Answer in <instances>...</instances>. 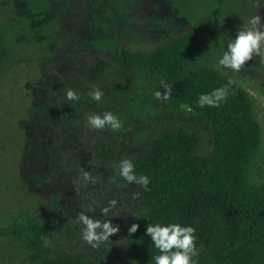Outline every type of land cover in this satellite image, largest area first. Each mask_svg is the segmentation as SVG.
<instances>
[{
	"label": "trees",
	"instance_id": "trees-1",
	"mask_svg": "<svg viewBox=\"0 0 264 264\" xmlns=\"http://www.w3.org/2000/svg\"><path fill=\"white\" fill-rule=\"evenodd\" d=\"M209 1L219 7L240 0ZM138 4L139 0H0V9L9 10L13 21L27 32L28 36L18 34L17 46L46 50L43 91L49 94L48 99H59L61 118L68 121L65 128L72 130L73 142L62 150L61 159L34 160L39 165L30 171V182H54L71 197H76L77 187L95 194L105 187L115 188L113 211L123 229L128 264H154L153 256L160 254L145 235L149 223L194 227L196 264H264V178L254 180L262 131L246 91L196 57L208 32L207 19H196L189 29L148 49L122 46L110 57L93 61L86 58L81 43L72 50L58 42L60 30L76 29L74 19L82 14L94 27L110 30ZM14 51L0 29V85L14 66ZM140 76L156 79V91L162 95V83L171 89L166 101L154 97L155 107L169 111L167 120L179 122L183 114L191 115L208 124L212 132L211 150L206 155L198 154L200 138L191 129L165 126L155 133L129 158L137 175L149 177L148 190L125 182L114 170L130 148L133 131L124 142L115 144L87 125L89 115L113 107L109 100L120 87L118 80L133 82ZM94 88L103 92L100 102L90 97ZM219 88H227L228 93L219 107L198 105L201 94ZM69 89L80 99L68 100ZM46 108L49 104L33 129L43 132L50 127L52 116ZM51 127L46 141L57 150L58 142L52 136L56 125ZM0 149L3 152L4 147L0 145ZM21 164L22 160L18 168ZM84 172L92 179L85 181ZM42 216L20 209L0 219V264H98L85 253L50 252L48 241L58 221ZM133 223L139 227L130 234L128 228ZM82 230L83 225L74 219L65 225L62 236L68 242L77 241Z\"/></svg>",
	"mask_w": 264,
	"mask_h": 264
},
{
	"label": "rangeland",
	"instance_id": "rangeland-1",
	"mask_svg": "<svg viewBox=\"0 0 264 264\" xmlns=\"http://www.w3.org/2000/svg\"><path fill=\"white\" fill-rule=\"evenodd\" d=\"M136 7L134 12L116 22L110 30L94 27L82 14L74 19L76 29L64 27L60 30L58 42L70 46L72 50L76 43H81L86 58L93 61L110 57L122 46L148 49L189 29L196 19L206 18L208 32L198 45L196 57L200 63L234 79L253 100L254 113L262 131V146L254 180L263 179L264 44L260 54L253 55L239 72L223 68L217 61L236 33L249 26L248 21L252 16L259 15L264 23V0H240L219 7L211 5L209 0H139ZM13 20L14 16L9 10L0 9V29L6 42L15 50L14 66L6 73L0 85V145L4 147L3 152L0 149V219L20 209H29L36 215L42 214V219L54 217L58 222L48 241L50 252H81L91 255L98 264H128L122 243L123 229L113 211L116 204L110 206V201H115V188L108 190L105 187L102 192L95 194L92 191L85 193L77 187L76 197H71L64 187L54 186V182H30V171L39 165L34 160L61 159L62 150L73 142L72 130L65 128L68 121L61 118L64 114L59 99L55 96L50 100L49 94L43 91L47 79L43 72L46 50L42 52V46L41 49L33 46L20 49L15 39L18 34L27 35V32ZM68 39L71 41L67 42ZM118 81L120 87L113 91L109 100L113 107L104 112L110 111L117 115L123 127L118 131L107 127L97 129L103 137L115 144L124 142L130 132L134 133L129 150L115 163L116 173H119L118 164L122 159H129L165 126H183L193 130L200 138L198 154L206 155L210 152L212 132L208 124L187 114H183L179 122L169 121L166 119L169 111L155 107L153 93L158 85L156 79L140 76L133 82L123 79ZM48 104L46 111L52 116L48 124L50 127L43 132L33 129L37 120L44 118L45 114L42 116V113ZM52 125H56L52 136L58 142L57 150L51 149L46 141ZM61 125L64 127L61 128ZM21 160V167L18 168ZM53 187H57L56 191H52ZM103 208H110L106 216L102 215ZM81 212L93 219L108 220L111 225L118 226L119 230L111 234L108 240L100 242L96 248L89 246L82 238L73 242L64 240L62 232L65 225L76 219Z\"/></svg>",
	"mask_w": 264,
	"mask_h": 264
},
{
	"label": "clouds",
	"instance_id": "clouds-1",
	"mask_svg": "<svg viewBox=\"0 0 264 264\" xmlns=\"http://www.w3.org/2000/svg\"><path fill=\"white\" fill-rule=\"evenodd\" d=\"M248 27L238 31L235 38L227 45V49L218 59L217 63L223 68L232 69L239 72L240 69L251 60L253 55H259L262 44H264V23L259 15L252 16L248 21ZM165 90L162 95L159 90L153 95L158 100H168L171 89L162 83ZM227 88L213 90L210 94H201L198 98V105L204 107H219L227 98ZM103 92L94 88L90 97L93 101L100 102ZM68 100H79V95L69 89L66 92ZM87 125L92 129H104L105 127L118 131L123 127L120 118L112 112H104L103 115L92 114L87 117ZM119 176L129 184H139L148 190L149 177L147 175H137L134 171V164L129 159H122L118 164ZM83 179L88 181L91 178L89 172H84ZM115 201H110V206L115 205ZM92 209H89L91 211ZM110 208H103L102 215H107ZM77 221L83 225L81 238L92 248L99 246L100 242L109 239L111 234H115L118 226L111 225L108 220L93 219L84 212L78 213ZM139 225L133 223L129 228L130 234L135 233ZM196 229L192 226H181L179 223L161 224L149 223L145 227V235L148 236L153 246L158 249L159 255L153 256L154 264H196L193 257L198 255L196 248Z\"/></svg>",
	"mask_w": 264,
	"mask_h": 264
}]
</instances>
